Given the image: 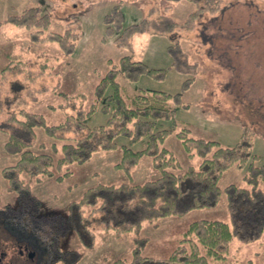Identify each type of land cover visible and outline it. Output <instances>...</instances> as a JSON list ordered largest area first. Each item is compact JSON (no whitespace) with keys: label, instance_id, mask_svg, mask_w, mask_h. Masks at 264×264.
<instances>
[{"label":"rangeland","instance_id":"rangeland-1","mask_svg":"<svg viewBox=\"0 0 264 264\" xmlns=\"http://www.w3.org/2000/svg\"><path fill=\"white\" fill-rule=\"evenodd\" d=\"M117 2L123 26L143 16L169 14L182 23L189 16L191 28L184 29L187 24L176 26L168 35L138 33L116 40L118 31L106 34L103 17ZM29 5H36L49 15V28L39 34V41L30 39L36 30L5 22L8 14L18 13ZM196 6L191 0H0V67L9 62L8 52L21 54L18 67L9 68L3 74L0 71V207L12 203L16 197L1 173L4 166L18 158V153L4 149L8 134L17 125L7 121L8 114L24 108L40 113L47 124H57L68 115L75 116L78 106L88 112L99 79L125 53L151 68L163 69L159 77L148 73L137 79L118 75L117 81L125 95L148 88L179 93V102L170 100L173 115L157 120V128L169 130L159 146L168 148L174 155L176 170L198 167L202 160L194 150L185 149L177 136L182 128L188 129L189 136L214 139L228 146L240 139L244 124H251L255 132L252 151L258 155L255 164H264V0H222L221 8L214 12L190 14ZM68 26L75 28L77 36L73 52L67 54L56 41L48 39L46 32H62ZM127 41L131 43L128 48L124 46ZM177 41L185 54H181L182 68L175 64L170 48L176 46ZM77 93L84 96L76 97ZM102 103L99 101L95 110L85 115V124L93 126L106 121ZM85 130L82 126L76 130L61 132L55 129L48 133L42 126L35 127L28 147L49 153L54 159L53 174L41 175L30 183L31 194L40 200L44 209L67 212L71 202L80 200L89 186L144 182L160 174L149 154H143L129 171L115 166L120 160L121 144L133 149L145 145L144 138L129 144L123 135L116 137V147L98 148L84 162L64 163L57 168L61 144L75 140ZM247 164L225 170L219 179L221 188L229 183L247 186L243 179ZM65 170L69 172L63 173ZM259 186L264 189L263 182H259ZM90 211L83 207L85 214ZM95 215L98 216L97 211ZM205 218L232 223L224 193L214 206L145 221L139 233L128 231L117 236L113 229H104L97 221L91 222L84 236L71 229L67 247L77 250L78 257L72 261L69 255L68 260L57 257L54 264H110L117 257L130 259L136 235L147 238L142 254L163 257L177 246L193 220ZM225 262L264 264V232L260 238L248 242L233 237Z\"/></svg>","mask_w":264,"mask_h":264},{"label":"trees","instance_id":"trees-1","mask_svg":"<svg viewBox=\"0 0 264 264\" xmlns=\"http://www.w3.org/2000/svg\"><path fill=\"white\" fill-rule=\"evenodd\" d=\"M191 1L197 6L190 14H196L195 11L214 12L221 8L222 2V0ZM188 19L189 16L182 23L169 14H160L152 18L143 16L137 22L123 26L119 2L115 3L103 17L106 34L113 35L118 31L116 40L138 33L168 35L176 26H186L190 22ZM49 21L48 13L41 12L36 5L24 7L20 12L10 13L5 18V22L15 26L36 30L31 33L30 38L34 41H39V34L49 28ZM183 28L190 29L191 26L188 24ZM47 33L50 37L48 39L56 41L63 53L73 52L77 36L74 27L68 26L62 32L47 31L46 35ZM124 46L128 48L131 43L127 41ZM170 48L175 56V64L182 68L181 54L183 56L185 54L179 42ZM7 56L10 60L0 67L2 74L9 68L18 67L21 61L19 53L8 52ZM143 73L159 77L162 76L163 69L151 68L142 60L134 59L129 53L121 55L119 62L113 63L94 87L92 108L84 112V108L78 106L75 116L68 115L57 124H47L40 113L24 108L11 111L6 119L17 125L8 134L4 149L10 153H18V158L12 164L3 167L2 176L9 190L15 191L18 198L26 202V206L33 207L31 202L35 199L40 201L31 194L30 183L32 179H40L41 175H52L54 159L49 153L37 152L28 147L32 143L30 138L35 133L36 126H42L48 133L55 129L64 132L86 127L78 138L61 144V155L56 160V167L59 169L64 163L88 160L98 148L116 147L118 135L127 137L129 144L144 138L145 145L141 149L121 144L120 160L115 166L129 171L143 154H149L160 174L144 182L98 183L87 187L82 192L80 200L71 202L62 226H66L68 230L74 229L81 236H84L86 228L92 221L99 222L104 229H113L117 236L128 231L139 233L145 221L171 213L182 214L193 208L214 206L224 193L227 207L233 217L231 224L220 219L193 220L183 232L177 246L163 257L142 254L147 238L136 235L131 258L117 257L110 264H226V253L233 237L248 242L260 238L264 232V189L259 186V182L264 183V164H255L258 155L252 151L254 129L251 124H244L240 139L235 144L227 146L214 139L189 136L188 129L182 128L177 136L185 149L194 150L202 160L198 167L189 166L183 171L176 170L174 155L168 148L159 146L169 130L157 128V120L173 115L174 109L170 105V100L175 99L179 102V93L171 94L164 90L148 88L125 95L117 76L122 74L129 79H137ZM108 88L110 90L106 93ZM81 95L84 96L77 93L76 97H82ZM101 100L103 102L101 109L107 114L106 121L93 126L85 124L83 121L85 115L89 111H94ZM16 112L19 113V118ZM246 162L248 164L243 179L247 186L229 183L221 188L219 185L221 174L232 166L241 167ZM23 174L28 177H24ZM83 207L91 211L85 214ZM95 211L98 212V216L95 215ZM66 254L65 258L67 259L69 255L68 259L71 261L78 257L75 249L68 250Z\"/></svg>","mask_w":264,"mask_h":264},{"label":"flooded vegetation","instance_id":"flooded-vegetation-1","mask_svg":"<svg viewBox=\"0 0 264 264\" xmlns=\"http://www.w3.org/2000/svg\"><path fill=\"white\" fill-rule=\"evenodd\" d=\"M36 202L28 207L16 195L12 203L0 207V264H54L57 257L65 260L71 231L62 226L67 213L44 209Z\"/></svg>","mask_w":264,"mask_h":264}]
</instances>
